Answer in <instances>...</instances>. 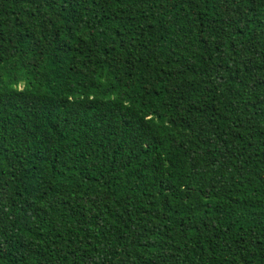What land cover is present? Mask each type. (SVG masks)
<instances>
[{
  "label": "trees",
  "instance_id": "16d2710c",
  "mask_svg": "<svg viewBox=\"0 0 264 264\" xmlns=\"http://www.w3.org/2000/svg\"><path fill=\"white\" fill-rule=\"evenodd\" d=\"M0 264H264V0H0Z\"/></svg>",
  "mask_w": 264,
  "mask_h": 264
}]
</instances>
